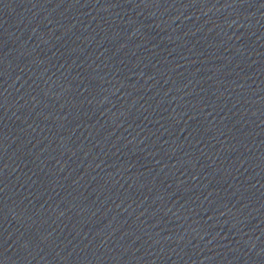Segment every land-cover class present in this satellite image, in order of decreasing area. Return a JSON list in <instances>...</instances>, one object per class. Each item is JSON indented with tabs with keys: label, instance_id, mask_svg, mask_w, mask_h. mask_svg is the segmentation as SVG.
Instances as JSON below:
<instances>
[{
	"label": "water",
	"instance_id": "obj_1",
	"mask_svg": "<svg viewBox=\"0 0 264 264\" xmlns=\"http://www.w3.org/2000/svg\"><path fill=\"white\" fill-rule=\"evenodd\" d=\"M0 264H264V0H0Z\"/></svg>",
	"mask_w": 264,
	"mask_h": 264
}]
</instances>
